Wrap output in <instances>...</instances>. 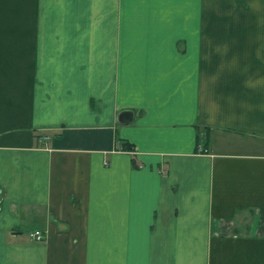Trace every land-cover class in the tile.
<instances>
[{"label":"crops","instance_id":"crops-1","mask_svg":"<svg viewBox=\"0 0 264 264\" xmlns=\"http://www.w3.org/2000/svg\"><path fill=\"white\" fill-rule=\"evenodd\" d=\"M0 264H264V0H0Z\"/></svg>","mask_w":264,"mask_h":264},{"label":"built area","instance_id":"built-area-1","mask_svg":"<svg viewBox=\"0 0 264 264\" xmlns=\"http://www.w3.org/2000/svg\"><path fill=\"white\" fill-rule=\"evenodd\" d=\"M31 237L34 240L41 241L45 238V234L41 230H35V231L31 232Z\"/></svg>","mask_w":264,"mask_h":264}]
</instances>
